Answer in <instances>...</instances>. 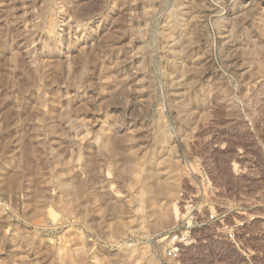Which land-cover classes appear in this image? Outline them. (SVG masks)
I'll return each instance as SVG.
<instances>
[{"label":"rangeland","instance_id":"rangeland-1","mask_svg":"<svg viewBox=\"0 0 264 264\" xmlns=\"http://www.w3.org/2000/svg\"><path fill=\"white\" fill-rule=\"evenodd\" d=\"M210 213L165 264H264V0H0V264H160Z\"/></svg>","mask_w":264,"mask_h":264},{"label":"built area","instance_id":"built-area-1","mask_svg":"<svg viewBox=\"0 0 264 264\" xmlns=\"http://www.w3.org/2000/svg\"><path fill=\"white\" fill-rule=\"evenodd\" d=\"M223 217H220L218 213H210L203 218L191 215L188 218L177 221L172 226L156 230L151 240L163 246L164 252L162 257H160V264H165L167 260H179L183 254L184 247L193 242V231L197 227L216 224L219 221L230 238L235 239L234 228L238 229L244 225V222L239 221L231 224L225 221Z\"/></svg>","mask_w":264,"mask_h":264},{"label":"bare ground","instance_id":"bare-ground-1","mask_svg":"<svg viewBox=\"0 0 264 264\" xmlns=\"http://www.w3.org/2000/svg\"><path fill=\"white\" fill-rule=\"evenodd\" d=\"M181 2H183V1H181ZM157 180L161 181L160 183L163 187L161 189H164L162 192V194H164V196L170 195L171 193H174V191L176 190L175 183L169 182V180L168 181L166 180L167 182L165 180L163 181V179H161L160 177H158ZM143 191H142V193H143ZM171 219H172V212H170V211L168 212V210H165V211L158 213V215L156 216L155 222L157 225H166L171 221ZM147 253H149V250L145 248V250L143 251V254L147 255Z\"/></svg>","mask_w":264,"mask_h":264}]
</instances>
